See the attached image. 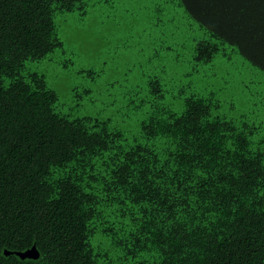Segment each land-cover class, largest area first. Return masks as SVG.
I'll list each match as a JSON object with an SVG mask.
<instances>
[{
    "label": "trees",
    "instance_id": "trees-1",
    "mask_svg": "<svg viewBox=\"0 0 264 264\" xmlns=\"http://www.w3.org/2000/svg\"><path fill=\"white\" fill-rule=\"evenodd\" d=\"M172 1L206 31L196 62L235 54L264 72V0ZM58 13L86 16V0H0V69L36 90L0 97V264H264V147L214 115L212 95L173 111L157 78L139 135L76 108L53 118L58 92L21 61L65 48ZM53 161L59 192L44 179ZM34 245L38 259L6 254Z\"/></svg>",
    "mask_w": 264,
    "mask_h": 264
},
{
    "label": "rangeland",
    "instance_id": "rangeland-1",
    "mask_svg": "<svg viewBox=\"0 0 264 264\" xmlns=\"http://www.w3.org/2000/svg\"><path fill=\"white\" fill-rule=\"evenodd\" d=\"M174 2L86 0V16L56 15L65 48L28 68L46 76L63 109L110 120L131 136L140 134L139 122L148 117L141 104H154L152 80L160 79L163 102L177 113L183 112L188 91L197 89L195 94L212 95L219 104L214 115L233 121L247 131L253 150L262 149L264 72L250 71V63L235 54L242 64L232 66L222 55L209 64L196 62L195 45L206 31ZM138 81L144 85L139 91Z\"/></svg>",
    "mask_w": 264,
    "mask_h": 264
},
{
    "label": "snow or ice",
    "instance_id": "snow-or-ice-1",
    "mask_svg": "<svg viewBox=\"0 0 264 264\" xmlns=\"http://www.w3.org/2000/svg\"><path fill=\"white\" fill-rule=\"evenodd\" d=\"M42 3L46 4V5H50L51 9H55L57 7V0H41ZM140 2L145 3V4H151L153 2H155V0H140ZM6 58V57H5ZM31 57H27V59H22V63H29V65L31 64ZM262 67H264V65H262ZM35 69H33L34 71ZM17 71H19V69H17ZM262 76H264V73H261ZM170 80L172 79V76L169 75L168 77ZM185 84L187 85L188 88H191V85L188 84V82L186 81ZM31 85V81L28 80L27 78L22 79L20 75L15 76L13 79H9L8 74L6 72H4L2 69H0V97L5 96V95H9L10 94V89L11 90H15L17 92L19 91H25L28 92V95L31 96L33 94V92H35V88H32L31 91H28V87ZM144 85L142 83H140L139 81L137 82V90L139 91L141 88H143ZM197 89H192L191 91H188L187 95L189 97H192L195 95ZM63 104L64 101L62 100H57L56 103L51 104V108L54 110L51 114L53 115V118H55L56 116H58L62 111H67V109H63ZM148 109H145V112H147ZM215 118V117H213ZM5 135V132L3 129H0V139L3 138V136ZM12 137L9 135L8 139H11ZM53 166H51L49 168V175L45 176V180L49 183L54 185L57 188V191L59 192V185H58V181H62L65 179V177L62 174V171L58 168L55 167V161L52 162ZM44 181H41V183H43ZM63 194V193H61ZM262 196H264V192L261 193ZM55 199L59 200L60 199V195H55L54 197ZM235 211V210H233ZM261 211H264V209H261ZM241 215H243V213H241ZM233 219H236V217H233ZM89 223L92 224V226L95 228V224L93 223L92 220H89ZM214 224L215 221L214 220H208L205 221L204 224L201 225V227L207 228V230L209 232H212L213 235H215L216 233H218L220 230L217 228L214 231ZM93 240H95L96 242H98V238L97 237H93ZM88 241L85 240V244H87Z\"/></svg>",
    "mask_w": 264,
    "mask_h": 264
},
{
    "label": "water",
    "instance_id": "water-1",
    "mask_svg": "<svg viewBox=\"0 0 264 264\" xmlns=\"http://www.w3.org/2000/svg\"><path fill=\"white\" fill-rule=\"evenodd\" d=\"M13 253H16L17 255H19L23 259H25V258L38 259L40 257V251L38 250L36 245H34L32 248H30L24 252L23 251H17V252L6 251L7 255H10Z\"/></svg>",
    "mask_w": 264,
    "mask_h": 264
}]
</instances>
